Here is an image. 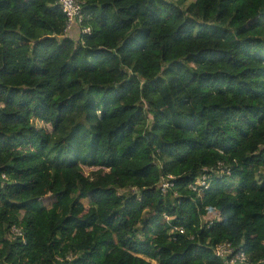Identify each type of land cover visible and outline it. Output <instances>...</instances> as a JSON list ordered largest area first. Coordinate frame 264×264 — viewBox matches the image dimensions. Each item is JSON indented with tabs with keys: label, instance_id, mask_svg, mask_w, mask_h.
I'll use <instances>...</instances> for the list:
<instances>
[{
	"label": "trees",
	"instance_id": "1",
	"mask_svg": "<svg viewBox=\"0 0 264 264\" xmlns=\"http://www.w3.org/2000/svg\"><path fill=\"white\" fill-rule=\"evenodd\" d=\"M79 1L0 0V264H264V0Z\"/></svg>",
	"mask_w": 264,
	"mask_h": 264
},
{
	"label": "built area",
	"instance_id": "2",
	"mask_svg": "<svg viewBox=\"0 0 264 264\" xmlns=\"http://www.w3.org/2000/svg\"><path fill=\"white\" fill-rule=\"evenodd\" d=\"M58 5L62 8L63 12L67 17V26L66 31L67 35L69 31H72L74 28L78 29L81 23H83L82 16V3L79 0H57ZM90 32L89 28H83L80 30V33L87 34ZM216 175V172L208 171V173L201 174L197 180L191 185V190L197 192L200 195L205 194L211 187L213 177ZM222 178L219 174H217ZM174 177L169 176L168 180H163L161 182V191L164 194H167L174 186ZM213 222H211L212 224ZM179 233L183 234L184 230H178ZM12 233L14 236H22L20 230L13 228ZM174 240L176 238L173 237ZM215 253L220 258L225 260L226 264H248L249 259L240 247H233L231 243L221 244L216 247Z\"/></svg>",
	"mask_w": 264,
	"mask_h": 264
},
{
	"label": "rangeland",
	"instance_id": "3",
	"mask_svg": "<svg viewBox=\"0 0 264 264\" xmlns=\"http://www.w3.org/2000/svg\"><path fill=\"white\" fill-rule=\"evenodd\" d=\"M173 1H175V0H173ZM73 30L68 32V36H73V35H76L78 33L77 28L75 29V32L74 33H73ZM36 126L38 128H47V126L43 122H40V121H36Z\"/></svg>",
	"mask_w": 264,
	"mask_h": 264
},
{
	"label": "crops",
	"instance_id": "4",
	"mask_svg": "<svg viewBox=\"0 0 264 264\" xmlns=\"http://www.w3.org/2000/svg\"><path fill=\"white\" fill-rule=\"evenodd\" d=\"M76 29V28H75ZM75 29L73 30V33L75 32Z\"/></svg>",
	"mask_w": 264,
	"mask_h": 264
}]
</instances>
